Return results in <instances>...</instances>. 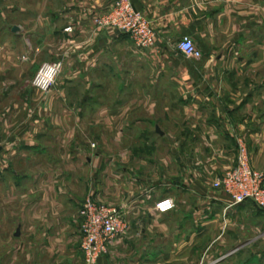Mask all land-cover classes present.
Listing matches in <instances>:
<instances>
[{
  "label": "crops",
  "instance_id": "1",
  "mask_svg": "<svg viewBox=\"0 0 264 264\" xmlns=\"http://www.w3.org/2000/svg\"><path fill=\"white\" fill-rule=\"evenodd\" d=\"M15 1L0 0V19L17 18L0 25V227L25 220L26 264H82L86 196L128 224L95 264H264V208L212 185L239 139L264 171V0H130L154 32L145 49L94 27L111 0ZM44 62L61 65L46 92L31 84ZM163 196L174 207L161 212Z\"/></svg>",
  "mask_w": 264,
  "mask_h": 264
},
{
  "label": "built area",
  "instance_id": "2",
  "mask_svg": "<svg viewBox=\"0 0 264 264\" xmlns=\"http://www.w3.org/2000/svg\"><path fill=\"white\" fill-rule=\"evenodd\" d=\"M91 21L95 28L108 27L127 33L137 48L145 49L154 44L155 36L149 21L142 12L132 7L130 0H111L108 9L93 13ZM71 30V26L64 28V31ZM176 47L187 58L202 56L192 38L188 36L180 37L176 41ZM55 64L59 63H42L31 79L32 86L43 92L49 90L53 84L45 91L35 86L33 80L44 65ZM212 185L226 195L229 205L249 199L255 205L264 208V171L250 163L247 146L240 139L237 141L235 163L217 176ZM153 207L161 212L168 211L174 207V201L169 196H163L154 202ZM78 217L82 264H95L97 258L128 228L121 206L95 201L90 196L81 201Z\"/></svg>",
  "mask_w": 264,
  "mask_h": 264
},
{
  "label": "rangeland",
  "instance_id": "3",
  "mask_svg": "<svg viewBox=\"0 0 264 264\" xmlns=\"http://www.w3.org/2000/svg\"><path fill=\"white\" fill-rule=\"evenodd\" d=\"M4 1H6L9 6H14L15 5L14 2H16L15 0H4ZM4 8L7 9L6 7H4ZM5 9H3V10H5ZM7 12H8V10H6V14H7ZM7 16L8 17H6L4 20L0 19V25H1V23L6 24V25H11L15 21V19H17V18H15V19L11 18L9 14ZM175 45H176V43H175ZM24 56H26V55L22 54V55H20L19 58H22ZM23 103L24 102H22V101L19 102L18 100H15V101H4L3 102V107L4 108H6V107L13 108V106L16 105L17 108H22V107H25L23 105ZM177 119H180V118L177 117V116L166 117L164 119V122L165 123L167 122L169 124V123L172 122V120H177ZM22 120H24V118H19V122H21ZM44 155H45V153L43 152L42 148L35 149V157L42 158ZM195 202H198V201L195 200ZM20 205H21V203H20ZM78 219H79V217H78ZM78 225H79V223H78ZM78 230H79V242H80V237H81L80 225L78 227ZM16 231L18 232L17 234H16ZM27 231H28V229L26 228L25 220H24V222L19 224L17 227H16V225L13 226L12 228L11 227H5V226L0 227V241H2V245H0V251H2V252L7 251L6 255H4L3 261H0V264H11V262L9 260L10 259L9 249L11 248L10 239L13 238L14 236H19V237L21 236L23 238V240H20L21 242L19 244V258H18V262L16 261L15 264H26V256H25V254L27 252V245H26ZM200 234L201 233L197 234V232H195V235H200ZM212 234H216V233L209 232L207 235H212ZM192 246L196 247V251H198V249L200 250V248H203V244H201L200 242H198V243H196V244H194ZM211 251H216V249L212 248Z\"/></svg>",
  "mask_w": 264,
  "mask_h": 264
},
{
  "label": "clouds",
  "instance_id": "4",
  "mask_svg": "<svg viewBox=\"0 0 264 264\" xmlns=\"http://www.w3.org/2000/svg\"><path fill=\"white\" fill-rule=\"evenodd\" d=\"M61 70L60 64L44 65L41 72L33 80V84L42 90H47L50 85L56 82V77Z\"/></svg>",
  "mask_w": 264,
  "mask_h": 264
},
{
  "label": "water",
  "instance_id": "5",
  "mask_svg": "<svg viewBox=\"0 0 264 264\" xmlns=\"http://www.w3.org/2000/svg\"><path fill=\"white\" fill-rule=\"evenodd\" d=\"M1 147H2V146L0 145V149H1ZM17 233H18V232L16 231V234H17Z\"/></svg>",
  "mask_w": 264,
  "mask_h": 264
}]
</instances>
